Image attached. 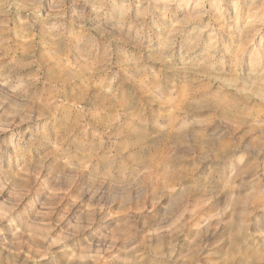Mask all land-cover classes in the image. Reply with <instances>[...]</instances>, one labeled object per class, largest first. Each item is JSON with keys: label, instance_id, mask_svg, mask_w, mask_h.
Segmentation results:
<instances>
[{"label": "rangeland", "instance_id": "1", "mask_svg": "<svg viewBox=\"0 0 264 264\" xmlns=\"http://www.w3.org/2000/svg\"><path fill=\"white\" fill-rule=\"evenodd\" d=\"M0 264H264V0H0Z\"/></svg>", "mask_w": 264, "mask_h": 264}]
</instances>
